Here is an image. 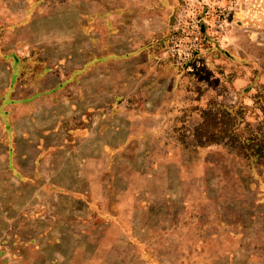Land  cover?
Wrapping results in <instances>:
<instances>
[{
	"label": "rangeland",
	"instance_id": "obj_1",
	"mask_svg": "<svg viewBox=\"0 0 264 264\" xmlns=\"http://www.w3.org/2000/svg\"><path fill=\"white\" fill-rule=\"evenodd\" d=\"M264 93V0H0V264H264V159L194 129Z\"/></svg>",
	"mask_w": 264,
	"mask_h": 264
},
{
	"label": "trees",
	"instance_id": "obj_2",
	"mask_svg": "<svg viewBox=\"0 0 264 264\" xmlns=\"http://www.w3.org/2000/svg\"><path fill=\"white\" fill-rule=\"evenodd\" d=\"M254 99L255 108L262 113V120L254 129L246 120V107L218 105L204 111L200 123L195 127L197 145L222 144L246 158L264 159V93Z\"/></svg>",
	"mask_w": 264,
	"mask_h": 264
}]
</instances>
